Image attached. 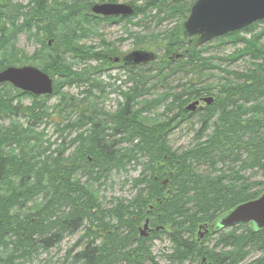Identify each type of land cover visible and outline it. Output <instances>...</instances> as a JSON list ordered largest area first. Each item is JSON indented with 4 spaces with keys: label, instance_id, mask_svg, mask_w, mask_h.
I'll return each mask as SVG.
<instances>
[{
    "label": "trees",
    "instance_id": "trees-1",
    "mask_svg": "<svg viewBox=\"0 0 264 264\" xmlns=\"http://www.w3.org/2000/svg\"><path fill=\"white\" fill-rule=\"evenodd\" d=\"M196 1L148 0L144 6L134 4L135 14L123 20L94 15L90 0H30L27 6L0 0V72L32 65L60 81L53 95L43 97L11 84L0 88V264L31 260L80 231L75 248L79 244L83 248L76 253L73 249L64 264L69 260V264H158L153 244L140 238L136 229L146 218L166 229L163 234L173 245L170 260L184 262L202 248L204 241L197 242L201 225L212 224L232 208L264 193V179H257L258 175L264 178V51L257 46L264 41V28L257 32L264 21L217 39L242 43L245 50L241 56L261 63L249 74H230L235 84L225 85L233 87L219 93L226 97L194 115L202 121L194 147L181 154L172 151L163 135L168 123L143 117L166 104L167 98H148L160 88L168 90V80L178 74L193 77L175 87L182 91L173 93L174 101L165 109L166 114L172 113L178 104L181 117L175 126L192 119L185 110L191 100L210 94L193 82L218 69L203 57L210 44L195 48L183 28ZM153 11L155 16L164 15L160 22L176 18L182 22L161 35V60L124 70V104L114 113H105L94 103L104 92L97 78L109 71V66L117 65L111 58L120 56L94 51L83 43L96 34L99 22L131 24ZM23 33L40 45L31 58L15 51L16 38ZM243 33L253 39L242 38ZM179 54L182 57L176 58ZM63 86L83 88V99L62 94ZM53 96L61 99L52 113L48 101ZM27 98L32 99L29 106L23 104ZM45 122L55 124L62 134L77 127L90 129L70 142L69 146L79 144L70 158L66 160L68 149L63 145L53 159L37 134ZM67 122L71 124L65 125ZM209 130L211 134L204 137ZM130 164L143 165L135 181L137 195L108 208L95 183ZM246 230L237 238L239 245L233 252H206L209 261L238 264L246 249L258 244L257 237L263 238L264 248V232L257 234L249 225ZM161 235L157 237L161 239Z\"/></svg>",
    "mask_w": 264,
    "mask_h": 264
},
{
    "label": "rangeland",
    "instance_id": "rangeland-1",
    "mask_svg": "<svg viewBox=\"0 0 264 264\" xmlns=\"http://www.w3.org/2000/svg\"><path fill=\"white\" fill-rule=\"evenodd\" d=\"M30 0H13L14 4H20L23 6H27ZM148 0H90V5L94 6L96 4H128V5H138L144 6ZM92 11V10H91ZM156 11L148 14L147 18H143L142 16L135 18L131 24H127L126 22L121 23H107V22H99L96 26L95 31L96 34L92 35L89 39L85 40L83 43L85 47H92L94 51H103L105 52H114L118 54L117 56L126 55L135 50H151L153 52H158L163 55V46L161 35L165 31H172L175 29L182 21L178 18L175 20H164L160 22L164 17L163 14L159 16H155ZM186 21H184L185 23ZM183 23V28H184ZM264 25H261L257 32L263 31ZM133 36V38L131 37ZM242 38L253 39L252 36L248 33H243L241 35ZM159 41V42H158ZM52 42V41H51ZM50 42V43H51ZM209 47L207 52L203 53V57L206 58L211 65L217 66V70H210L203 74L201 77H197L193 79L195 83L198 84L197 88H206L210 91V94L206 97H201L198 99L191 100L186 106V108L191 107L192 105H196L194 108L197 110L198 108L207 109L215 106L218 98L224 99L226 95L219 94L225 88L230 89L233 87L225 85L235 84L232 75H246L249 74L259 68L260 61L251 60L250 56H241L243 51L245 50V46L241 43L238 45H234L233 43H229L228 41L219 42L218 40H214L209 43ZM52 45V43H51ZM264 51V41L257 45ZM204 47H207L205 45ZM15 51L22 52L24 55L31 58L35 52L40 48V45L35 41V39L30 38L28 34H20L16 38L15 41ZM107 54V53H105ZM92 67H97V64H92ZM32 65H24V66H12V67H25ZM111 71L105 72L101 77L97 78L99 83L104 88V92L102 94L97 95L94 100V103L97 107L104 111L105 113H114L120 109V107L124 104V99L121 97V92H125L127 89V85L124 84V81L127 80L126 73L119 68V65L111 67L109 66ZM108 67V68H109ZM220 68V69H219ZM48 75V74H47ZM51 77V76H50ZM177 77V76H176ZM174 77L168 80L170 88L167 89H158L151 98L148 99H164L167 98V102L165 105L161 106L159 109L154 111L150 115H144L148 120L157 121L158 123H168L167 126H175V124L179 123L181 114L180 108L178 104H175L176 110L172 113L166 114V107H168L172 101H174L173 93H180L182 90L175 91V87L188 83L191 80V77L182 78L183 80H179L180 77ZM59 78H55V84L60 82ZM243 81V80H241ZM240 81V82H241ZM83 88H79L77 86L69 87L63 86L61 89V93L64 95H70L76 97L78 99H83L81 95ZM213 99V101L206 105L203 101L205 99ZM61 96H53L48 102L50 105V111L55 112V106L60 102ZM32 99L27 98L23 100L24 105H30ZM198 102V103H196ZM200 102V103H199ZM206 107V108H205ZM75 119L76 116H73ZM24 125L25 122L21 121ZM172 123V124H170ZM71 124L67 122L65 125ZM193 128V129H192ZM200 128L198 118H194L190 123H183L173 131L169 137L168 146L174 152L178 154L183 153L195 146L196 141V131ZM90 129V126H85L81 130L79 127L68 129L64 132V134L57 131L55 124L51 122L42 123L39 126L38 133L39 136L44 141V147L48 150L47 155L52 157L53 159L58 155L57 150H62L63 145L64 148L68 149L65 152V158H70L72 154L76 151L79 144L77 146H69L70 142L81 133H86ZM66 139V141H65ZM65 141V142H64ZM124 146V145H123ZM54 153V154H53ZM143 171V165L135 166L134 164H130L127 169H122L121 171L114 170L107 179H101L98 183H95V189L97 190V194L100 196V200L103 205L111 208L114 206V203L119 201H131L135 195H137V189L135 188V181L139 179ZM158 178V177H157ZM258 180H263L264 178L260 175L257 176ZM85 182L83 179L82 183ZM164 187L168 186V181H162ZM126 201V202H127ZM155 204L152 206L150 211H154ZM247 223L241 224L236 227H232L223 231L220 235L216 237H207L204 239L200 238L202 244V248L200 251H197L196 255L189 260H185L184 262L170 260V257L173 254V245L168 240V236L163 234L166 232V229L160 225L154 223L153 220H148V222H142L139 225L141 233L147 238L154 236V231L162 234L161 239H158L154 242V247L152 248L153 254L156 257V262L158 264H206L209 261L208 256H206V252L209 254L215 253H230L237 249L239 243L237 238L241 237L243 234H246ZM200 233V231L198 230ZM82 234V231L79 233H75L74 235L66 236L62 243L57 247L50 249L49 251H42L40 255L33 257L31 260L19 261L20 264H64L65 259L69 256V253L74 249V253L78 252L81 248H75L77 246V241ZM6 236V235H5ZM4 236V237H5ZM9 237H6V240ZM258 244L256 246H252L246 249V258L244 257L242 260V264H255L257 261H264V248L261 243H263V238L257 237ZM205 249V250H204ZM73 253V254H74ZM210 255V254H209ZM171 261V262H170ZM71 261H68V264ZM264 264V262L262 263Z\"/></svg>",
    "mask_w": 264,
    "mask_h": 264
},
{
    "label": "water",
    "instance_id": "water-1",
    "mask_svg": "<svg viewBox=\"0 0 264 264\" xmlns=\"http://www.w3.org/2000/svg\"><path fill=\"white\" fill-rule=\"evenodd\" d=\"M92 12L105 18L126 19L135 14V9L128 4H96ZM261 21H264V0H197L184 23V29L188 36L196 37L195 46L201 47ZM181 57V54L176 56ZM159 60L161 55L156 52L135 50L121 58L117 57L115 63L123 67H135L146 66ZM3 84H11L16 89L35 96H51L54 93L53 79L31 66L7 68L0 73V87ZM191 108L194 109V106ZM245 223L256 233L264 231V193L254 200L232 208L212 224L200 226V238L205 234H217Z\"/></svg>",
    "mask_w": 264,
    "mask_h": 264
},
{
    "label": "bare ground",
    "instance_id": "bare-ground-1",
    "mask_svg": "<svg viewBox=\"0 0 264 264\" xmlns=\"http://www.w3.org/2000/svg\"><path fill=\"white\" fill-rule=\"evenodd\" d=\"M100 17H102V16H100ZM103 18H105V17H103ZM51 42V41H50ZM52 43V42H51ZM194 46H195V44H194ZM203 46H201V47H196L195 46V48H197V49H200V48H202ZM159 55H161V59H162V54H160L159 53ZM176 55H174L173 56V58L175 57ZM172 58V59H173ZM115 59H116V57H113V58H111V60H112V62L114 63V64H116L115 63ZM157 62V61H156ZM154 63V62H153ZM151 64V63H150ZM149 64V65H150ZM118 65V64H117ZM120 66V65H119ZM146 66H148V65H146ZM26 67V66H25ZM31 67H33V66H31ZM136 67H144L143 65H140V66H135V67H123L122 65L120 66V69H122L123 71L124 70H126V69H131V68H136ZM6 70V69H5ZM109 71H111V69L109 68ZM3 72V71H2ZM1 73V72H0ZM177 77H180V79L179 80H183L182 79V77L184 76V75H182V74H178V75H176ZM176 77V78H177ZM190 77H193V75H191L190 74ZM3 85H5V84H3ZM2 85V86H3ZM14 87V86H13ZM1 88V87H0ZM29 95H33V94H31V93H28ZM33 96H35V95H33ZM43 96H45V95H43ZM43 96H36V97H43ZM213 101V99L211 98V99H205V101H203L206 105H209L211 102ZM196 103H198V102H196ZM200 103V102H199ZM192 106H196V105H192ZM191 106V107H192ZM191 107H189V108H185V110L188 112V114L190 115V117H192V119H194L196 116H194L195 114H197V112L198 111H200V112H203L204 110H206V109H203L202 107L201 108H198L197 110H195V108L194 109H192ZM206 108V107H205ZM196 118H198V117H196ZM191 119V120H192ZM191 120L190 121H188L189 123L191 122ZM199 124H200V128H201V126H202V121L200 120L199 121ZM176 128H179V126H168V127H166L165 128V130H164V133L165 134H163L164 136H165V141H166V144L168 145L169 144V137L171 136L170 134L173 132V131H175L176 130ZM200 128L196 131V132H198L199 130H200ZM193 129V128H192ZM211 134V131L209 130L208 132H207V134H206V136H204V137H207V135H210ZM163 136V137H164ZM205 139V138H204ZM145 161H147V160H145ZM129 218L130 217H126L125 218V220L127 221V220H129ZM148 220H150L149 218H146L144 221L145 222H148ZM132 221L133 222H135L136 221V218L135 217H133L132 218ZM143 221V222H144ZM151 221V220H150ZM204 225V224H203ZM202 226V225H201ZM163 227V226H162ZM136 229H137V231H138V234H139V237L140 238H144V239H147L150 243H152L153 244V247H154V242L156 241V240H158V239H160V237L158 238L157 236H160V234H159V232H155L154 233V236L153 237H149V238H147L146 236H144L143 237V235H142V233H141V230H140V228H139V226H137L136 227ZM163 229H164V227H163ZM199 231H200V227H199ZM226 231V230H225ZM264 231H261V232H258L257 234H260V233H263ZM202 233H203V231H202ZM221 234V233H220ZM219 233H217V234H212V233H208V234H205L204 235V237L203 238H205V236H206V238L207 237H216V236H218V235H220ZM162 236V235H161ZM135 241V240H134ZM197 242L198 243H201V239H200V234H199V232H198V239H197ZM62 243V242H61ZM60 245V244H59ZM83 244H79V246H78V248H83V246H82ZM58 246V245H57ZM56 246V247H57ZM55 248V247H54ZM77 248V249H78ZM53 249V248H52ZM80 249V250H81ZM79 250V251H80ZM49 251V250H48ZM35 257V256H34Z\"/></svg>",
    "mask_w": 264,
    "mask_h": 264
},
{
    "label": "flooded vegetation",
    "instance_id": "flooded-vegetation-1",
    "mask_svg": "<svg viewBox=\"0 0 264 264\" xmlns=\"http://www.w3.org/2000/svg\"><path fill=\"white\" fill-rule=\"evenodd\" d=\"M122 19V18H121ZM124 20V19H123ZM127 55V54H126ZM123 56H125V55H122V56H120L119 58H121V57H123ZM118 65H120L121 66V64H118ZM225 231V230H224ZM156 231H154V233H155ZM79 233V232H78ZM220 233H223V231H221ZM219 233V234H220ZM77 234V233H76ZM207 236V235H206ZM206 236H205V238H206ZM204 238V239H205ZM206 264H217V262L216 263H214V262H212V261H208V262H206ZM227 264V263H226ZM238 264H242V263H238Z\"/></svg>",
    "mask_w": 264,
    "mask_h": 264
}]
</instances>
